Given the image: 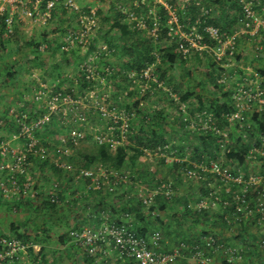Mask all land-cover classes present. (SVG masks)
Returning a JSON list of instances; mask_svg holds the SVG:
<instances>
[{"label": "trees", "instance_id": "1", "mask_svg": "<svg viewBox=\"0 0 264 264\" xmlns=\"http://www.w3.org/2000/svg\"><path fill=\"white\" fill-rule=\"evenodd\" d=\"M215 2H217V4H220L222 12L217 16L212 13L209 23L220 27V29H222L223 31H233V24L236 23L237 15H229V13H227L228 9H226V7H230L229 4H231L232 7L237 9V14L239 13L240 6L233 0H215ZM202 4L203 6H206L204 3ZM177 5L180 6V3L178 2ZM151 7L152 4L149 3L142 5V8H145L146 12H148ZM133 8L137 10V13H139L141 10V7H137L136 5H133ZM60 9L64 12H68V10L62 4L58 3V5L53 11L54 16L51 20L56 18ZM157 9L160 12L162 11V22L165 27H163L161 31V36L159 37L158 42L155 43L147 30H138L133 26L131 20L128 18V15H126L122 11V9L119 8V5L112 6L108 11L107 15L104 14L105 20H110L112 18L110 27H108V29L104 32L105 40H97L98 35H95L88 50L84 52L86 54L93 53L97 49H99L100 44H107L108 52H100L97 55V77H88V73L81 68L82 61L79 58H77V60L74 58L76 60L75 66L77 68V71L79 72L78 76L71 78L66 77L65 79L67 80L64 79L63 81H35L36 86L34 89V95L37 90L41 88L42 83H47L49 85H53L54 83H56V86L53 87L55 92L65 91L71 93L74 98H78V92L76 91V93L72 87L76 84L79 85L81 89L78 91L81 92L83 95L85 94L84 100L86 101V103H89L90 101L94 103L93 99H91L90 97L88 98L86 96L89 90H97V88L100 87L101 81H103V79H105L107 83L112 81L113 84H117L115 87H117L118 89L115 96L118 98H124L123 100H125V107L119 105L118 107H116L113 105V103L110 104L111 102H109V97L105 101V106H107L110 110L116 108L118 109L117 111H122V113L129 116L128 131L124 134L125 137L123 139V142L116 146H113L112 143L108 141L101 143L97 139L98 133L96 135H89L86 133V127L82 125L78 128L84 132V137L78 140V145L77 143H74L71 138V131L73 130L71 129L70 133L66 135L67 137H64L65 142L61 141V143L63 146H66L67 144H70L71 146H80L77 149V154L81 156V160L77 158L76 161H74V164L77 165L76 170H80L82 168H93L95 167V165H102L109 172L112 170L117 171L120 176L127 175V170H131L132 175H127L128 181L129 179H131L132 183H137L140 180L146 186L149 187V190L154 189L156 187H160L163 183H166L175 190L176 184L182 182L185 179L188 180L190 183L188 191L185 193V195H181L176 191L170 198L166 197L164 194H159L155 197V203L152 204L149 208H146L143 199L139 197V194L136 191L132 194L127 193L133 189L129 187L127 189L121 188L122 192L119 193V195L115 194V196L112 197L113 201L109 202L110 197L108 194L112 191L103 193L102 190H97V193L93 194V190L88 189V184L90 182L89 178L83 179L81 181V179H75V177H73L74 175H72V177L70 176L65 179L66 175L65 173H63L64 171L59 170V168L55 164H53L52 160L50 159L42 160L37 163V165L42 170L48 169V167H52L53 169L58 170V172L56 173L59 174V177H61L60 180L62 184V189L59 191V195L63 200L69 198V196H67V192L71 190V188H73L72 193H69V195L72 196L73 194H75L73 190L77 192L79 186H84L85 191L89 190L88 193H86L87 195L85 196L87 197V201H90L94 198L98 200L99 209L94 216L99 215L98 213H100L101 211L104 212L107 206H112L111 209H109V217L116 220H120L122 217L125 216L126 213H130L132 217L133 228L140 234H147V232L149 231V225H151L154 220L159 221L160 218L156 213V210H158V208L166 210L168 206H173L179 201H181L182 204V210H180L182 216L185 219L192 218L195 224L200 223V221L207 222L208 220L212 224L219 220L221 224H229L227 218L225 217L226 214H229L231 218L233 216L238 215L237 212L232 211L234 209L232 195L233 192L237 190L238 186H231V190L230 192H228L227 188L224 185L223 193L222 190L215 192L213 188H210V180L215 178L219 184H223V182L214 173H211L210 171H203V174L206 176V178L201 179V181H194L193 179H186L185 172L189 168L194 167V165H192V162L190 161H196L200 163L206 162L207 164H209L211 160H214L219 161L224 166L229 165V162L234 161L238 163V165H241L244 169H247L250 164L255 165L256 161L263 160L261 156L260 158L257 156L256 159H250L249 156L250 150L252 149V147H254V144L258 147L264 148V106L262 110L258 107H254L253 110L247 112V114L244 116V119H235L233 121H229L227 115L233 110H235L233 99L231 98L234 92L233 89L239 82H242L243 77H245L246 75L253 76V74L247 71L243 74H240L239 76L234 75L236 76V78L232 81H229L227 85L221 84L218 82V79L217 81L213 79L212 72L210 71V67H212V65L218 66V64L214 60H212L211 64L207 65L206 67L207 75L214 80L213 82H215L214 84L216 86L222 89L230 84L228 88L226 87L227 89H225L220 95L215 97H206L199 94L196 95L192 88L189 86V81H179V83L183 84L185 88L183 92H178V88L176 86H173L170 81H166V79H168L167 68L161 66L162 62L160 64L156 63L153 69V74L157 77L158 82H155L152 78H143L141 81H131L128 76V73L131 70H135L140 75L142 69H145L152 63L157 62V55H159L158 60H163L164 63H167V66L175 67L176 65H180V63H183V68L188 67L186 66V60L189 57L185 58L182 54L175 51L176 43L174 41H170V43H167L166 47L161 46L162 41L167 39L168 27H166L167 22L165 17L167 14L162 6L157 7ZM179 11L181 16L190 14L192 20L200 15V9L196 6L194 0H192V3H190V5H188L187 13H184L183 10H181L180 8ZM99 14L101 17L102 10L99 11ZM75 18L76 16L74 17V19ZM61 21L65 22L64 28L66 29H64L63 31H65L64 34L66 37L68 31L71 28H74L75 24L68 17H61ZM1 22L2 27L0 41L2 43L0 45L6 47V41L10 40L11 37H4L6 26L3 23V20H1ZM148 22L149 25L152 26L154 22L153 15L150 16ZM59 30L60 29H58V27H53L54 32H58ZM101 30H103V28H101ZM16 32L17 31L15 30L12 36H14ZM47 34L48 31L42 35L45 42L34 41L33 44L35 45V48L33 53L35 55V58H43V55H41L42 51L40 50V47L43 43H45L47 44V48L45 49V51H47L49 55L51 53L55 55L58 53V51H60L62 53V57L68 60V63L70 64L71 60L69 59L68 55L71 52L74 53V55H77V50H80L81 47L78 45H73L71 46L70 50H64L63 46L65 44V37L63 42L59 43V40H50ZM244 40H246L247 43H251V45L254 47L253 52L255 53L257 51V46L260 44L258 40L253 36L245 35L238 41L240 46L242 45V43H244ZM54 45L56 46L54 47ZM115 54H120L124 60V63L117 64V66L119 67H117L114 61H112V57ZM241 54L242 52L237 53L238 61L241 58ZM101 63L102 66H98ZM56 67L59 69L58 66ZM219 70L223 71L224 69L219 67ZM15 72L16 71H14L12 67L8 68L7 74L9 76L14 77ZM258 72L260 73V76L262 78L261 86L262 88H264V70H260ZM119 79L125 81H120ZM64 81H69L71 85L65 87ZM161 82H163L164 84L160 85L159 83ZM124 84L127 86L123 88L122 85ZM173 94H177L180 97V100H175ZM23 96L24 95L20 96V99L24 100ZM167 99H169V103L171 105H174L176 111L175 115H172L170 113V110L167 109L166 104H161ZM189 100L195 101L196 109L193 110ZM46 101V99L36 101L33 98L32 102L34 103V107L36 108V113L34 112V114H32L26 109L25 106L29 104L27 100L25 101L26 103H24L25 105H22V107H6L5 111L1 112L0 114V120H2V124L0 125V140L4 138H9L12 134H17L20 131L21 125L17 121L16 114H27V121L30 122L37 114H43L49 109ZM95 101H98V99H96ZM146 102L147 104H153L154 102L158 104L160 102V105H157L155 109H151L150 107L146 106ZM181 102L186 103V112H183V110L181 109ZM75 105V108H78L79 105ZM99 107L100 105L92 104L89 107V111H91V114L95 112L99 119H101V121H103V123L105 124V133L100 134H108L111 137L121 138V123L123 122V120L119 119L117 121L114 120L112 117L103 116V113ZM86 110L88 109L79 112V114L84 113L86 118H88L90 113ZM70 112L67 113L65 119L63 118V113H54L49 123H46L43 129L37 132L38 136L42 139V141L44 140V144L49 146V141L47 139L51 138V134L53 136V133H55V127L58 128V126L61 125L60 128L61 130H63L64 125L68 121L67 118L70 117ZM198 113H202L203 115H205V121L208 120V114L213 113L212 120L215 121L216 126L223 132H228L230 141L227 143L226 148H231L230 152L221 147V143L219 141L221 139H224V135L222 132L202 129L203 122L199 123V119L196 116ZM193 121H195V123H193ZM109 127H114V130H111ZM180 129H183L184 135L178 137L177 135L181 131ZM46 133H48L49 135L41 137L43 135H46ZM185 139L188 140L186 141L188 143L187 146L190 148L189 151H191L189 162L184 158L186 156V154L184 155L186 144H184L185 142H183ZM23 140L24 139L22 138L18 141H21V143H23ZM149 151L153 156H156L158 153L161 152H167L168 155L172 151L174 159L171 161H167V156L162 153L158 161V165L150 168L151 163H145L142 161V156L147 155V152ZM255 154L258 155V153ZM223 158H226V162L228 164L224 163ZM138 163L139 165L145 167L142 170H140V168L135 169ZM162 167H164V169H162ZM228 167H230L231 170L235 172L237 171L235 167ZM262 168L264 169V163ZM208 174L211 175L212 178H210L211 176L208 177ZM111 178L112 182H114L116 176H111ZM128 181H126L125 184L129 185V183H127ZM72 183L73 186L70 188V185ZM195 183H199L202 185L199 186L200 190L198 189L197 196L194 195V188L196 187ZM77 184L79 186H77ZM119 185L123 187L124 183L120 181L117 186ZM36 186L37 185L35 184V187ZM148 194H150V192H147V196H149ZM217 195H219L221 198L218 201V204H220L219 211L222 208V212L220 214L218 213L216 215L218 219L214 218L213 221L210 216V205L212 204V201ZM248 195V199L251 200V203L253 204L256 201L255 198L257 196V191L255 190V187H252L250 189ZM93 196L95 197L92 198ZM206 197L210 199L209 207L199 209L194 206L196 205V203ZM191 199H193L194 201H191ZM223 200H230L232 205H230L228 208H224ZM113 203L117 204L116 207ZM43 204L45 206H48L49 209H57L58 206L55 203H52L49 200V197L47 200H43ZM64 205L65 204H62L61 206ZM145 211L148 213V215H150V217H153V220H151L150 222H145V220L147 221V219H145L146 216L143 215V212ZM255 216L242 217L238 219L234 218L233 220L235 222H238L239 225L243 227L247 223H250V219L254 220V218H256V220L258 221L259 215L256 214ZM72 229H77V226H73ZM14 230L18 232L15 237L19 238L25 243H28L30 237L27 235L26 231L20 232L18 231L19 229H17L16 227L14 228ZM210 234H214L215 237L219 238L220 241L225 242L220 238L218 234L215 233V231H213L212 229L204 228L201 234L199 235V238H197V241H194L193 244L198 243L204 247L205 242L203 241V237ZM185 241L191 242L188 240ZM227 245H238L243 248L245 253V249L240 243H227ZM257 248V250H260L259 247ZM30 250H32V247H30ZM208 252L209 254H211L210 250ZM263 253L261 255L258 254V258H256L255 262L253 260H248L245 254L244 261L237 264H264ZM125 260L124 261L126 262V264H138L132 258H127ZM224 264L233 263H229L225 259Z\"/></svg>", "mask_w": 264, "mask_h": 264}, {"label": "built area", "instance_id": "2", "mask_svg": "<svg viewBox=\"0 0 264 264\" xmlns=\"http://www.w3.org/2000/svg\"><path fill=\"white\" fill-rule=\"evenodd\" d=\"M83 0H0V37L2 22L6 26L4 37H12L15 32L18 20H29L34 24H47L51 21L56 6L62 4L69 12L75 14V27L71 28L64 40V50H70L71 46L78 45L84 51H87L92 43L93 37L100 28V8L99 3L103 0H94L96 5L86 6ZM240 6L237 14V27L229 32L223 31L220 27L209 23L212 15V10L209 7L203 6V0H194L196 6L200 9V15L192 20L191 15L180 14L179 8L187 13V8L192 0H130V7L127 9L122 5L119 8L128 15L131 23L138 30H147L153 41L158 42L161 36V31L165 25L162 22V11H158L157 7L162 6L166 12V27L167 39L162 41V44L170 41L176 43L175 51L182 54L185 58L190 57L193 53H210L213 60L224 70L218 77V82L227 85L229 81L234 80L236 76L231 73L232 68L238 65L237 53L241 52L239 39L245 35L255 37L260 43L257 46V51L254 53L259 56L264 53V36L261 30L264 29V1L261 0H233ZM180 3V6L177 3ZM152 4V7L145 11L142 8L143 4ZM133 5L141 7L139 13L133 8ZM153 15L154 22L149 25L148 19ZM47 44L43 43L40 47L41 51H45ZM100 52H108L107 44H100L99 49L95 52L87 54L84 61L81 63V68L88 73V77L96 78L98 75L96 61L97 55ZM86 56V53H85ZM159 59V55H157ZM156 62L152 63L145 69H142L139 75L137 71L131 70L128 73L131 81H141L143 78H152L158 82L157 77L153 74V69ZM253 74L243 77L242 82H239L233 89V103L235 110L227 115L229 121L235 119H244L248 111L258 107L261 110L264 106V88H262V78L258 70L246 67ZM110 71V70H107ZM234 72V71H233ZM235 73V72H234ZM164 84L163 82L159 83ZM56 83L49 85L42 83L41 88L34 95L36 101L46 99L48 110L43 114H37L30 122L27 121L28 115L25 113L16 114L17 121L21 128L17 134H12L9 138L0 140V155L4 162L0 165V197L12 204L13 210L17 211L19 205L26 199L36 197L39 193L35 187V181L29 174L31 158H39V160L50 159V149L43 143L37 132L43 129L46 123H49L54 113H63L65 119L67 113L72 111L69 107H75L79 103V99L74 98L71 93L65 91L55 92L53 87ZM227 87V86H226ZM96 89H93V93ZM175 100L179 101L180 97L173 94ZM108 97L105 99V101ZM96 105H100L103 116L112 117L114 120L122 119L121 123V138L111 137L108 134L97 135L99 142H111L116 146L123 142L124 134L128 131L129 116L117 111L118 109H108L105 102L96 101ZM186 103L181 102V109L186 112ZM70 109V110H69ZM206 114V113H205ZM199 123H202V129L214 130L222 132L224 139H221V147L228 152L231 148H226L230 141L228 132H223L216 126L212 120L213 113H209L207 121L205 115L198 113ZM78 119L83 123L86 121L84 113L78 115ZM212 120V121H211ZM211 121V122H209ZM195 123V121H193ZM2 120H0V125ZM242 126V125H241ZM193 127V126H192ZM114 130V127H109ZM38 130V131H37ZM84 137V132L79 128L71 131V138L74 143L78 144V140ZM24 139L23 143L18 145L12 143L15 140ZM65 142V138L61 139ZM167 156V152H161ZM255 153H258L256 155ZM159 154V153H158ZM171 154L173 152L171 151ZM257 156L263 160L256 161V165L261 166V170L257 173H247L241 167L236 168L237 171L231 170L230 167L224 166L219 161L211 160L209 164L206 162H194V167L189 168L186 172V179L201 181L206 178L203 171L214 173L226 186L230 192L231 186H238L233 192L232 200L234 203L233 212H237V216L233 219L242 217H252L258 214V221L264 223V148L254 147L250 150V159H256ZM57 167H63L67 163L56 160ZM103 168V167H102ZM111 176H116L112 182ZM79 178L90 179L88 184L89 190H100L103 186L109 184H118L120 181L126 182L127 175L120 176L117 171H108L106 168H84L80 170ZM120 178V179H118ZM58 183L54 184L49 192V200L56 205L70 203V198L62 199L59 195ZM255 187L257 191L256 201L252 204L249 200V191ZM147 193H140L139 197L143 199L146 208H149L155 203V197L159 194H164L170 198L175 190L163 183L160 187L149 190ZM254 198V197H253ZM252 198V200H253ZM209 198H203L195 207L201 209L209 207ZM217 195L210 206L215 207L220 200ZM231 204L230 200H223V207L228 208ZM229 223H232V218L229 214L225 216ZM256 217V216H255ZM100 225L96 228H80L72 232L73 242L85 249L90 255L96 256L97 253L104 255V259L110 251H115L120 259L132 258L138 264H175L182 254L183 250H191L194 256L202 264H211L214 257L209 254V250L213 253H223L225 259L229 263L237 264L243 262L245 253L243 248L238 245H227L219 240L214 234L203 237L205 246L198 243L189 244L185 240L181 241L177 247L172 250H165L162 247L163 236L159 231H153L148 234H140L133 228L132 217L130 213H126L120 220L113 219L108 215L102 217ZM32 247V250H30ZM38 245L29 244L21 241L19 238L12 235L0 236V264H41L36 257ZM32 251L35 252L32 255ZM33 257V258H32Z\"/></svg>", "mask_w": 264, "mask_h": 264}, {"label": "rangeland", "instance_id": "3", "mask_svg": "<svg viewBox=\"0 0 264 264\" xmlns=\"http://www.w3.org/2000/svg\"><path fill=\"white\" fill-rule=\"evenodd\" d=\"M182 1V0H179ZM227 1V0H226ZM83 4L86 6L89 5H96L97 3L94 0H83L82 1ZM203 3L209 7L212 10V13H214L215 16L219 15L222 12V9L220 8V4L217 2H215V0H203ZM99 8L100 11L102 10V14L100 17V23H101V28H103V30H101V28L98 30V32L96 33V35H98V39L97 40H105V34L104 32L108 29V27H110V23L112 22V18L109 20H105L104 18V14L107 15L108 11L110 10V8L114 5H122L123 7H126L127 9L131 8L130 7V0H123V1H117V0H103L99 3ZM230 7H226V9H228L229 15H237L236 14V10L234 7H232L231 4H229ZM233 8V9H232ZM61 17H68L70 18V20L73 21V23L75 24V14L72 12H64L61 9L58 11V14L56 16L55 19L51 20L49 23L47 24H34L29 20H18V23L16 25V29H18L19 31L16 32V34L14 36H12L10 38V40L6 41V48L2 45H0V100L2 102H6V107H22V104L25 105L24 103H26L25 101H28V105L25 106L26 109L28 111H30L32 114H34L35 112V107H34V103L32 102L33 98H34V85H32V83H29V89L25 90L24 93L20 92V90H23L24 87H20L21 82L18 84L19 81L18 78H21L23 73V77L28 79V81H35L36 78H43L44 76H47V74L51 73V69L50 71H48V68H45L44 70L41 68L42 64L40 65V69L37 68V70L33 71L32 67L33 64H36V60H35V55H34V41H40V42H45V40L43 39V34L46 33L48 31V38L52 41H60L59 43L63 42L65 34L63 31L64 29V25L65 22L61 21ZM73 17V18H72ZM40 25V26H37ZM18 27V28H17ZM53 27H58V29H60L58 32H54L53 31ZM63 27V28H62ZM237 27V24L234 23L233 24V29ZM15 29V30H16ZM62 31V32H61ZM119 34V32H118ZM118 37V36H117ZM57 39V40H55ZM47 42V41H46ZM2 42L0 41V44ZM247 45V44H246ZM162 47H165V43L161 44ZM248 46L249 43H248ZM5 48V49H3ZM2 49V50H1ZM15 49V50H14ZM254 50V47L252 48ZM71 52V51H70ZM85 51L81 48L80 50H77V55H74V53H70L68 55L70 61L69 67H67V71H69V78L71 77H75L78 76L79 72L77 71V68L75 66L76 60L77 58H79L82 62L83 59L85 57ZM254 53V52H253ZM47 51H42L41 55H46ZM87 56V54H86ZM54 58L56 59H61L64 61V58L62 57V53L60 51H58V54H56L54 56ZM76 60H75V59ZM52 59V58H51ZM35 60V62H34ZM53 60V59H52ZM213 58L210 55V53H193L187 60H186V68H183L182 65H176L175 67L172 66H167V63L163 62V60H158L157 57V64H160L161 62V66L162 67H166L167 68V77L168 79H166V81H170V83L173 86H176L178 88V92H183L185 86L181 83H179V81H189V86L192 88V90L194 91V93L196 95H202V96H206V97H215L218 96L222 93V91H224L225 89H227L230 84L227 86V88H220L218 86H216L213 82L215 79V81H217L219 75L221 74L222 71L219 70V68L217 66H213L210 67L211 68V72L213 75V79H211V77H209L207 75V71H206V67L207 65L211 64ZM112 61H114V63L117 64H121L124 63L123 57L120 54H115L112 57ZM20 63L21 66L23 67V69H18V73H16V75L14 77L9 76L7 74L8 68H10V66L16 64V63ZM159 62V63H158ZM66 63V62H63ZM4 65V66H3ZM98 66H102V63L99 64ZM119 67V66H117ZM42 69V70H41ZM121 69V68H119ZM100 71V70H99ZM37 72V73H35ZM49 72V73H48ZM18 74V75H17ZM20 74V77H19ZM56 75L59 74V71H57L55 73ZM27 75V76H26ZM53 76V75H52ZM30 77V78H29ZM103 77V76H102ZM48 78H50V80H52V78L57 79L56 77H51L48 76ZM15 79V80H14ZM46 79V78H45ZM124 79V78H123ZM54 80V79H53ZM120 81H125V80H121ZM47 81V79H46ZM232 81V80H231ZM64 86L68 87L70 86V82L69 81H64ZM35 83V82H34ZM116 84H113V82H108L103 79V81H101V85L100 87L97 88V90L94 91V93L92 92V90H89L87 92L86 96L91 99H93V102H89L86 103L85 99V94L83 95L81 92H79L78 90H81L79 85H73V89L75 90V92L78 95L79 99V103H78V108L75 107H69L72 109V111L70 112V117L67 118V122L64 125L63 130H61V125L57 127H55V133H53L50 135L51 138L48 139L49 141H51L49 144V149H50V160H52V163L55 164L56 160H60L63 161V163H67L65 164L63 167H58L59 170H63L66 175L65 179L67 177H72V175H74L73 177L78 178L79 179V173L80 170H76L77 165L74 164V161H76L77 158H79L81 160V156H79L77 154V149L80 147L78 145L75 146H71L70 144H67L66 146H63L61 143V139H63V137H67L66 135H68V133H70L71 129H75L78 127H81L82 125L86 127V133L87 134H93L96 135L98 133V135L100 133H105V124L103 123V121H101V119H99V117L96 115V113H92L91 111H89V107L90 105H96V99H98L101 103L105 102V99L107 97H109V102H111L110 104L113 103L114 106L118 107L119 106H123L125 107V100H123L124 98H118L115 96V94L117 93V87H115ZM20 92V93H19ZM22 94L24 95L23 98L24 100L20 99V96H22ZM81 95V96H80ZM99 95V97H98ZM101 95V97H100ZM190 104L194 109H196V104L194 100H189ZM149 102V101H148ZM106 103V102H105ZM163 104L167 105V109L170 110V113L172 115H175L176 111H175V107L174 105H171L169 103V99H167L166 101H164ZM9 105V106H7ZM157 105H160V102L158 104H156L155 102L153 104L149 103L147 104L146 102V106L150 107L151 109H155V107ZM85 109H88L86 111H89V117L86 119L85 122H81L78 119V114L81 111H84ZM70 110V109H69ZM94 111V110H92ZM59 125V124H57ZM181 130V129H180ZM179 132V131H178ZM49 134L46 133V135H43L41 137L44 136H48ZM177 135V133H176ZM182 135H184L183 129L178 133V137H181ZM194 138V137H192ZM183 139V138H182ZM44 141V140H43ZM186 141H188L187 139H185L183 142H185L184 144H188ZM21 142V141H20ZM12 143L18 144L19 141L15 140ZM78 155V156H77ZM161 157V154H157L156 156L151 155V152H147V155L142 156V161L143 162H147V163H151L150 164V168L157 166L158 165V161ZM174 159L173 154H168L167 155V161H171ZM224 159V158H223ZM38 161V162H37ZM42 160H39V158H37L36 160H34L33 162H31V165L29 167V174L31 177H33L34 179H38L37 184H40V187L43 185H47L49 186V192L51 191L52 187L54 184L58 183V188L57 190H61L62 189V184H61V180L59 177V174H57L56 172H58V170L53 169L52 167H48V169L42 170L39 168V166L37 165V163H39ZM56 165V164H55ZM227 167L229 165H226ZM101 168V169H105L104 166L102 165H98L93 168ZM103 167V168H102ZM145 166L139 165V163L136 165L135 169H139L142 170ZM92 168V167H91ZM242 170H244L245 172H249V173H257L256 171H260L261 170V166L260 165H250L247 169H244L243 167H241ZM84 169V168H82ZM162 169H164V167H162ZM263 169V168H262ZM131 174L132 175V171L131 170H127V175ZM61 176V174H60ZM128 181V177L126 178ZM124 186L120 187L117 186L118 184H109V185H105L103 186L100 190H102L103 193H106L108 191H112L109 192V202L113 201V196L119 195V193L122 192V189H127V188H133L130 192L127 193H133V192H137L138 194L140 193H144L146 191V188H149L148 186H146L143 182H141L140 180L137 183H132V180L129 179V181L125 184ZM189 181L188 180H183L180 183L176 184V188L175 191L181 195H185V190H188L189 188ZM196 187L194 188L195 193L194 195H198L197 191L200 186L199 183H195ZM73 186V183L70 185V188ZM78 186V185H77ZM122 188V189H121ZM40 190V188H37ZM85 191V190H84ZM89 191V190H88ZM88 191L86 190L85 192H83L82 194L80 193H75L72 196L69 195L70 198V203H64V206L58 205L59 208L62 207H67V206H76L79 202L83 203L82 201H79V199L81 198V196L83 195H87L84 193H88ZM97 190H93V194L97 193ZM72 193V190L68 191V194ZM99 194V193H98ZM178 194V195H179ZM81 195V196H80ZM97 195V194H95ZM95 196H93L92 198H94ZM95 199V198H94ZM196 199V198H195ZM173 200V199H172ZM76 201V202H75ZM191 201H194L193 199H191ZM73 202V203H72ZM114 204V203H113ZM115 207L117 204H114ZM177 205V204H174ZM57 206V207H58ZM83 204H79V207L82 208ZM219 204L215 205V207L219 208ZM93 209H97L98 205H95V203L91 204V206ZM112 207V206H111ZM110 206H107L104 210V212H100L98 213L99 215H96L98 219V222L101 220L100 217L103 216H110L109 213V209H111ZM175 207V206H174ZM99 209V207H98ZM98 212V210H97ZM14 215V214H13ZM82 217V216H80ZM103 219V218H102ZM233 220V219H232ZM87 222V220H85ZM81 223L82 221H80L79 225H75L77 226V229L80 228H96L98 227V225L96 227L92 226V223H94V218L90 216V223L89 221ZM66 222V221H64ZM62 222V223H64ZM58 224V223H57ZM61 225V224H59ZM61 229V228H60ZM77 229H71V232H74ZM56 235V233H55ZM70 235V234H69ZM14 236V235H13ZM34 242V243H33ZM70 242V243H69ZM69 242L67 243V245H63L61 243H59L58 239L56 238V240L48 241L47 240L44 242V244H41L40 242H38L37 240L33 241L31 239L28 240L29 244H36L38 245L37 247V254L36 257L41 264H126V262H124V260H122L121 262H117V254L115 251H110L108 253V256L104 259V255H102L101 253H97L96 256H90L89 253L81 248L80 246H77L74 242H73V235L71 233V239L69 240ZM74 245V246H73ZM35 252L32 251V255H34ZM33 258V257H32Z\"/></svg>", "mask_w": 264, "mask_h": 264}, {"label": "crops", "instance_id": "4", "mask_svg": "<svg viewBox=\"0 0 264 264\" xmlns=\"http://www.w3.org/2000/svg\"><path fill=\"white\" fill-rule=\"evenodd\" d=\"M37 26H40V25H37ZM16 31L18 32L19 30L16 29ZM260 34L264 36V29L261 30ZM245 41L246 40H244V43H242L240 47L242 54H241L239 63L237 66L232 68V71H231V73L234 75L239 76L240 74H243L249 71V70H246V67H250L251 69H255L258 71L264 70V53L262 52L259 56H256V54H253V49H252L253 46L251 45V43H249L250 46H248L247 41L246 42ZM55 46L56 45H54V47ZM55 55H53L52 53L49 55L47 52V54L44 55L42 59H36L34 57L36 60V64L35 63L33 64V67H32L33 71L34 70L36 71L37 68L40 69L39 67L41 64H42L41 68L43 70L45 68H48L49 69L48 71H50L51 69V73L48 72L49 74H47V76H44V79L37 77L35 81H39V80L45 81L46 79L47 81H63L66 77H69V71H67V67H69L68 60L64 59L63 61L61 59L60 60L56 59L54 58ZM63 62H66V63H63ZM180 65H183V63L182 64L180 63ZM56 66H58L59 69ZM12 67H13V70L16 71L15 75L16 73H18V69H21V68L23 69V67L21 66L19 62L10 66V68ZM57 71H59V74L56 75L55 73ZM23 75L21 78H18L19 81H16L18 82V84L21 82L20 87H23L26 85L23 90H20V92L24 93L25 90H28L30 88L29 83H32L35 89V86H36V84L34 83L35 81L33 80L28 81V79L23 77ZM52 75L56 77L57 79L52 78V80H50L48 76L53 77ZM19 77H20V74H19ZM126 86L127 85L125 84L122 85L123 88ZM5 104L6 102L4 103L0 100V114L1 112L5 111V108H6ZM35 113H36V110H35ZM50 142L51 141H49V143ZM189 150L190 148L186 145L185 152H184V155L186 154V156L184 157L183 155V157L185 158V160H188V162L190 161V155H191L190 153L191 151ZM34 160L36 159L31 158V162H33ZM3 162H4V159L0 155V165ZM190 162L194 163L196 161H190ZM224 163L225 164L227 163L226 158H224ZM229 166H232L235 168L242 167L241 165H238V163L234 161L229 162ZM255 172L257 171L255 170ZM209 176L211 175L208 174V177ZM210 178H212V176ZM75 179H78V178H75ZM37 180L34 179L35 184H37L38 182ZM82 180L83 179H81V181ZM210 183H211L210 188H213L215 192L222 190V193H223L224 184H219L215 178L211 179ZM40 185L41 183L36 186V188H40V190L38 189L39 193L37 194V196L26 199L22 204L19 205V208L17 211L13 210L12 204L10 202L5 201L0 197V236L4 234L16 236L18 233L14 230V228L16 227L17 229H19L18 231L20 232L26 231L27 235L30 237L29 239L33 241L37 240L41 244H44L46 240L47 242L48 241L52 242L53 240H56L57 238L59 243L63 245H67V243L71 239L72 227L75 225H79L80 221H82L81 223H83L85 220H87V222L89 221L90 223V216H91L94 218V223H92V226L96 227L97 225H100V221L98 222V219H95L97 217L94 216L97 213L98 207L96 210L90 207L91 204L93 203H95V205H98V200L91 199L90 201L89 200L87 201V197H85L86 195L84 196L80 195L81 198L79 199V201H82L83 203L79 202L76 206H73L74 205L73 204L72 206H67V207H62V208H59L58 206L57 209H49L48 206H45L43 204V200L48 199L49 186L43 185L40 187ZM200 186L202 185L200 184ZM72 189L73 188H71V190ZM84 190H85L84 186H79L77 192L82 194L83 192H85ZM187 191L188 190H185V192ZM73 192L77 193L75 192V190H73ZM67 196H69V194H67ZM79 204H83L82 208L79 207ZM176 204L177 205L168 206L166 210L162 208L161 209L158 208V210H156L157 211L156 213L161 220L160 219L159 221L154 220L153 223H151V225H149L148 227L149 231L147 232V234L152 233L153 231H159L162 234L163 236L162 247L165 250L169 251V250L174 249L184 239L191 241V242H188L189 244H193L194 241H197V238H199V235L205 228V229H212L213 231H215V233L218 234L220 238L223 241H225L226 244L227 243L228 244L240 243L245 249V254L248 260H253L255 262L256 258H258L257 257L258 254L261 255L264 252V223H259L256 220V218H254V220L250 219V223H247L243 227H241L239 223L235 222L234 220L232 222L233 224L232 223L225 224L223 222H222L223 224H221L220 220L215 222L214 224H212L209 220L207 222L200 221V223L195 224L192 218L185 219L182 216L180 212V210H182L181 201L177 202ZM210 207H211L210 216H211V219H213L214 221V218L218 219L216 215L222 212V208L220 207L221 209L219 211L218 207H212V206ZM143 215L146 216L145 219H147V221L145 220V222H150L151 220H153V217H150V215H148L146 211L143 212ZM101 219L102 218H100L99 220ZM257 247H259L260 250H257L258 249ZM210 253L212 254L211 256L214 257V260L211 264H224L225 256L223 253H220V254L213 253V252H210ZM122 260L123 259H120L117 256V259H116L117 262H121ZM179 263L180 264H202L194 256L192 251L189 249L182 251L181 256L179 257L178 261L175 264H179Z\"/></svg>", "mask_w": 264, "mask_h": 264}]
</instances>
